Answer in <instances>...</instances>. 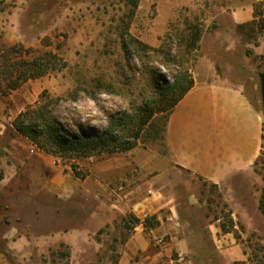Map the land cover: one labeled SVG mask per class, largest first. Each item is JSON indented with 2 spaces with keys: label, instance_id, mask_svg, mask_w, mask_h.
Returning a JSON list of instances; mask_svg holds the SVG:
<instances>
[{
  "label": "rangeland",
  "instance_id": "374dc122",
  "mask_svg": "<svg viewBox=\"0 0 264 264\" xmlns=\"http://www.w3.org/2000/svg\"><path fill=\"white\" fill-rule=\"evenodd\" d=\"M234 4L0 0V62L13 46L14 59L52 51L65 62L0 95V238L11 226L31 235L104 227L106 244L89 247L76 264H108L113 238L126 240L142 224L135 218L154 215L140 217L142 207L133 206L154 195L169 202L156 214L162 223L182 238L195 237L192 253L182 259L173 249L168 264L264 259V133L252 166L218 185L175 164L167 140L173 110L159 112L169 86L225 82L245 93L264 120V0L254 2L243 24ZM45 104L71 132L112 135L132 149L92 156L42 151L13 122L29 106ZM151 110L153 119L143 125ZM170 240L169 233L159 242L161 252ZM67 253L66 246L52 250L42 263L68 264Z\"/></svg>",
  "mask_w": 264,
  "mask_h": 264
},
{
  "label": "crops",
  "instance_id": "0c3cea01",
  "mask_svg": "<svg viewBox=\"0 0 264 264\" xmlns=\"http://www.w3.org/2000/svg\"><path fill=\"white\" fill-rule=\"evenodd\" d=\"M255 1L235 0L232 12L238 24L251 20ZM263 133L262 113L238 87L225 82H197L173 109L167 140L179 168L220 185L252 166L259 155ZM168 205L167 199L153 195L133 207H142L137 214L141 217L143 213L159 214ZM157 218L161 224L155 228L140 224L126 240L113 238L107 263L160 264L163 254L164 264H168L174 262L173 249L180 252L182 259L184 253L194 250L190 243L195 237L182 238L178 230L162 223L161 215ZM31 233L16 226L4 230L0 238V264H43L50 251L63 246L68 248V264H76V259L84 257L89 247L106 244L104 227L78 226ZM169 233L171 240L164 241L161 252L158 244ZM179 264L189 263L180 260Z\"/></svg>",
  "mask_w": 264,
  "mask_h": 264
},
{
  "label": "trees",
  "instance_id": "16d2710c",
  "mask_svg": "<svg viewBox=\"0 0 264 264\" xmlns=\"http://www.w3.org/2000/svg\"><path fill=\"white\" fill-rule=\"evenodd\" d=\"M128 1L134 8L138 6L139 0ZM15 49V46L11 47L0 62V95L3 96L17 90L23 83L43 77L65 65L63 59L52 51H47L31 60L14 59L10 56V52ZM192 87V80L188 83L178 82L175 86H169L164 91V98L161 99L164 110L162 108L159 112L173 110ZM56 103L57 100H52V109ZM154 115L155 112L151 110L143 125H147ZM13 126L18 133L29 139L39 149L52 155L92 156L104 151L115 153L132 149L131 145H124L112 135L92 136L86 132L82 134L71 132L56 119L53 110H50L46 104L36 107L29 106L18 114ZM76 173L82 175L80 172ZM135 221L136 224L142 223L147 229L155 228L160 224L156 215L148 216L143 221L135 218ZM223 229L227 231L226 228ZM251 262L264 264V259L258 258L256 262L253 260Z\"/></svg>",
  "mask_w": 264,
  "mask_h": 264
},
{
  "label": "water",
  "instance_id": "95a60500",
  "mask_svg": "<svg viewBox=\"0 0 264 264\" xmlns=\"http://www.w3.org/2000/svg\"><path fill=\"white\" fill-rule=\"evenodd\" d=\"M263 79H264V75H263Z\"/></svg>",
  "mask_w": 264,
  "mask_h": 264
}]
</instances>
